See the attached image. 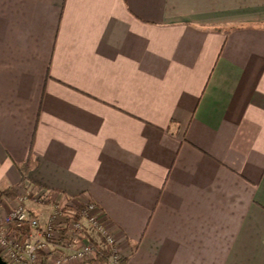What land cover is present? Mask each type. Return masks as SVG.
Returning a JSON list of instances; mask_svg holds the SVG:
<instances>
[{"label":"crops","instance_id":"obj_1","mask_svg":"<svg viewBox=\"0 0 264 264\" xmlns=\"http://www.w3.org/2000/svg\"><path fill=\"white\" fill-rule=\"evenodd\" d=\"M30 185L123 264H264V0H0L2 218Z\"/></svg>","mask_w":264,"mask_h":264},{"label":"built area","instance_id":"obj_2","mask_svg":"<svg viewBox=\"0 0 264 264\" xmlns=\"http://www.w3.org/2000/svg\"><path fill=\"white\" fill-rule=\"evenodd\" d=\"M49 194L27 189L18 207L0 215V256L7 264H123L96 203L70 204ZM42 200L51 206L43 223L26 207ZM100 242L110 247L106 261L99 257Z\"/></svg>","mask_w":264,"mask_h":264},{"label":"rangeland","instance_id":"obj_3","mask_svg":"<svg viewBox=\"0 0 264 264\" xmlns=\"http://www.w3.org/2000/svg\"><path fill=\"white\" fill-rule=\"evenodd\" d=\"M27 189H35L34 187L32 188V186L30 185V186H28L27 187ZM38 189H37V193H38ZM39 195V194H38ZM49 196H53V197H56L57 195H53L52 193H51V195L49 194ZM58 199V198H57ZM59 200V199H58ZM42 202H44L43 200H42ZM31 204H33V205H35V208L37 209L36 210V212L35 213H37L38 214V216L40 217V219H41V222L43 223L47 218H48V216H49V212H50V207L51 206H49L47 203H41V204H39L38 205V203H36V202H33V201H28L27 203H26V206L27 205H31ZM46 261V260H45ZM43 264H45L44 262H43Z\"/></svg>","mask_w":264,"mask_h":264},{"label":"trees","instance_id":"obj_4","mask_svg":"<svg viewBox=\"0 0 264 264\" xmlns=\"http://www.w3.org/2000/svg\"><path fill=\"white\" fill-rule=\"evenodd\" d=\"M3 195H6V196H9V197H14V191L12 189H8V190H5V191H2L0 192V196H3ZM99 252H100V258L103 260V261H106V259L108 258V256L110 255V247H108L107 245L103 244V242H100L99 243ZM122 263H123V260H122Z\"/></svg>","mask_w":264,"mask_h":264},{"label":"water","instance_id":"obj_5","mask_svg":"<svg viewBox=\"0 0 264 264\" xmlns=\"http://www.w3.org/2000/svg\"><path fill=\"white\" fill-rule=\"evenodd\" d=\"M0 264H7V263L2 259L1 256H0Z\"/></svg>","mask_w":264,"mask_h":264}]
</instances>
